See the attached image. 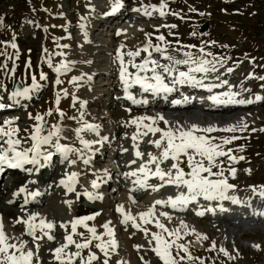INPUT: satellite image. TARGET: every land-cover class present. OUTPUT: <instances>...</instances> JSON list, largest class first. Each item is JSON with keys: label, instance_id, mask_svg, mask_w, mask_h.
<instances>
[{"label": "rangeland", "instance_id": "obj_1", "mask_svg": "<svg viewBox=\"0 0 264 264\" xmlns=\"http://www.w3.org/2000/svg\"><path fill=\"white\" fill-rule=\"evenodd\" d=\"M160 3L161 0H124V2H122L123 6L120 8L121 17H118L112 22L108 21L106 24L98 22V26L95 24V26L91 28L92 34L90 33V35L93 36V32L95 31L94 28L98 29L101 26V28H103L102 36L108 43V45H106L108 55L103 53L102 56H107L103 62L107 63L104 65V69L108 74V79L106 78L104 82L107 84L114 82L113 86L116 85L115 80L117 76L114 73L120 70V63L116 58L118 48L123 53L135 51L137 48L142 47L149 38L153 45L161 44V46H164L161 41L157 40V37L160 35L165 37V41L170 42V49L195 45L196 47L190 50L197 55H200L199 48L203 47L206 53L212 54L211 56H207V59L213 60L223 58L222 65L218 64L217 68L222 71L221 73H227V69L232 68L233 71L231 73L234 72L239 75L233 84H239L247 80L249 82L245 89L248 90V88L253 87L254 84L256 86L248 91V93H245L246 97L248 96V98L253 100L250 110L241 113V118L245 117V120H241H243L244 123H248L249 127L243 130V134L239 133L236 135L241 137L240 139L232 141L231 144L224 146L225 150L227 148H232L233 155L237 157L243 156L244 159L230 162L227 157H220L217 163L222 161L221 166L225 171L228 182L236 185L235 190L230 194L235 195L242 201L250 202L251 209L264 211V200H262L259 195H254L249 188L250 185H264V131H261V129H264V80L260 79V77H264V0H166L168 6L165 10L166 15L160 16L157 11L146 19H140L139 16L137 19H130L132 15L138 14V12L133 9L141 5L159 6ZM111 6L112 0H0V17H3V25L0 26V83L6 85L8 91H11L16 87L17 82H20L21 86L30 84L33 74L37 76V79H39L40 72H44L47 76L46 80L40 81L42 87L34 92L31 98L21 100L19 104L7 100L6 92H0V95L4 96V102L12 104V107L0 109V124L5 120H14L16 126L20 129L18 135L23 138L28 134L25 129L30 132L33 123V121L29 119L28 114L31 113L34 116L36 113L46 112L49 108L54 110L59 108L63 111L65 115L62 122L65 125L71 121H74L73 123L75 124L79 122L78 119H68V117L78 118L80 115L78 103L73 105L72 95L75 94L78 97L80 96V100H82L83 97L90 100L89 96L91 94L92 85L90 83L88 84L86 80L79 82V88L73 83H69L72 77L78 76L80 73L77 69L78 63L75 62L72 68L75 66L76 68L71 69L69 72L59 74L62 83L56 85L54 81L57 78V73L48 66L45 60L47 57H51V61L54 65L62 61L73 60L74 58L70 54L78 53L81 47L80 45L84 43V38L81 35L85 26L82 29L81 24L85 25L84 23L89 21V19L93 20V18L99 17L100 13H102L101 16H104L107 10H111ZM190 8L195 9V11H190ZM150 9L151 8H149V10ZM173 12L178 13V15H172L171 13ZM201 13H203V15H201ZM82 17L86 19H81ZM107 17L108 15L105 16V18ZM203 22L208 23V27L204 32L200 33L198 28ZM164 25H176V27L170 28L164 27ZM106 26L108 27L106 28ZM118 31L120 34H117ZM146 33L149 34L147 38L145 36ZM193 33L195 34L193 35ZM93 39H95V37ZM177 40L180 42L179 45L176 44ZM13 43L16 44L15 49L11 47ZM57 44L67 45V47L58 48ZM132 46L134 49L131 48ZM249 46H252V48H249ZM44 49H47V55H45ZM57 52H63L65 55H54V53ZM141 54H144L141 59L147 55V53L143 52ZM171 54L177 58H183L182 52L171 51ZM159 56L158 53L153 52V58ZM26 62L31 63V68L26 67ZM5 65L7 70L4 67ZM13 65H15V70L11 71ZM182 70H184V67ZM249 73L253 74L251 78H249ZM241 77H243V79H241ZM106 88L107 87L104 88V91ZM61 89L66 90L68 95L65 96L63 92H61ZM58 92L60 93V103L57 105L54 103V100ZM257 95L262 97L258 102L254 101ZM108 100L109 97L106 96L104 92L100 94V98L98 99L99 106H101L98 108L99 113L105 116H110L113 108V106L106 103ZM91 102L97 105V102ZM146 111H155V109L148 108ZM93 114L94 117L86 115L85 119L89 122H93L95 116H97L94 112ZM138 114L143 116L145 111H140ZM195 114L196 111L188 109L175 111L170 115L171 123L176 124L178 122L184 127H188L191 124H197L201 127L214 124L216 126L219 124L225 125L217 119L214 121L210 119L201 120L200 116L199 119H186V116ZM56 118L55 115L47 117L49 124L55 122ZM131 119L132 117L120 114L116 120L112 119L113 122L109 129H115V125H124L125 121ZM160 123H162L161 128H164L165 125L163 122ZM123 129L124 128H121V130ZM253 129H255V131H252ZM128 130L130 132V129ZM69 133H72V131H67L65 134L69 136ZM125 133L126 131L118 134L116 137L118 139H125ZM84 135L86 139L98 140V138L91 133H85ZM232 135H235V133L230 132V134L226 136L216 132L212 136L222 138L231 137ZM72 137H74V134ZM141 139L144 141L141 145L144 149H147L146 146L149 145L148 141L152 140L151 134ZM71 141L74 140L70 139L65 142ZM216 142L219 143V139ZM25 145L27 147L30 146L25 143L23 147H26ZM240 146H243L242 150ZM152 149L157 148L154 146ZM147 151H150V149ZM156 151L160 152L158 149ZM106 161L108 160L104 162L108 163ZM168 162L166 167L171 166L172 161L168 160ZM97 163L105 166L111 164V162H109V164H104L102 159L97 161ZM78 165L82 166V161H78ZM139 166L140 165H138V167ZM230 167L236 169L235 178L228 174V169ZM246 169H250V171H246ZM95 170L96 169H91L90 167L87 168V171L90 172H94ZM217 170V168H213L214 172ZM187 171L189 170L187 169ZM9 178L10 177L6 179L5 183ZM18 186L19 184L15 185L14 188ZM12 188L13 186H11L9 190ZM14 190L15 189L12 191ZM180 191H184V189L181 188ZM2 193L3 192L0 191V196H4ZM18 199H21V197H18ZM158 199L166 200V198ZM203 200L202 197H200L197 202L188 205L186 208L188 212L180 215L181 217L183 216L182 218L178 217L180 219L179 222L172 221L171 223H164L165 227L169 230L179 229L178 235H181V239L178 243L184 244L188 248L191 257H193L191 260L186 259L184 261H180L179 257H176L178 264H201V261H203V264H264V216L254 215V218L258 219V222L253 224L255 227L253 228L255 235L251 236V239L254 238L252 239L254 244H247L246 240L240 236V232L234 230L231 223L228 225L227 222L215 217L212 219L205 215L201 217L193 215L196 213V208L200 209L201 207L205 208L207 206L204 204ZM0 201L3 202V199L1 198ZM227 201L229 200L217 201L214 205L215 210L219 211V205L225 204ZM117 205H120V201L112 206L114 211H116ZM136 205L137 206L132 207L135 211V213L132 212V214L135 215L136 213L146 210L144 202H137ZM124 207L127 211L131 208L128 206ZM6 208V213L9 214V217H6L4 221L6 223L11 222L13 225L21 227L22 232H17V234L24 235L25 239L30 242L31 237L23 233V224H15L13 222L18 217L21 210L16 212L14 207H8V204H6ZM156 209L158 210V208ZM235 209L239 211L240 207L237 205ZM58 210H60V214L63 213V209L60 207H58ZM166 210L168 211V209ZM48 211L49 209L45 210L41 208V214L44 218L46 216L45 212L48 213ZM216 211L214 213H217ZM245 212H248V210H245L244 214ZM28 213H32L31 210L26 211V213L24 212L25 215ZM160 213L161 212H158L156 215L160 216ZM114 215L115 214H113V216ZM53 217H58V214H54ZM173 217L175 218L176 216ZM120 221L121 217L120 220H117L119 227L122 225ZM181 222H183V225ZM86 223H89L90 226H95L98 233L104 232L101 225L97 224L96 217L94 220H89ZM169 224L172 226H169ZM253 225H251V227H253ZM193 226L205 228V230L200 231L198 227V244L193 243L194 240H196V234L188 232ZM255 229H259V231ZM160 231L165 238L175 239V237H169L167 232H163L161 229ZM80 232H84L85 235H88L86 229L83 227L80 229ZM9 233L14 232L10 230ZM57 234H61V232H56V235ZM56 235L55 239L51 242H48L46 238L40 242V264H58V262L53 259L52 250L64 243V238L61 240L60 236L56 237ZM204 236H206L207 239H204ZM213 242H215V247H212ZM254 245H258L259 247H254ZM29 247H33L35 250L34 245L31 243H29ZM221 247L225 248L235 259H229L221 253L219 251ZM93 249L96 248L93 246L91 250ZM131 250L132 252L138 251L136 253L133 252L137 264H163V261L160 259H155V261L152 262L146 261L140 251L132 245ZM68 251H76L75 246L69 245ZM93 251L97 252V254L102 257L98 249ZM176 251L178 250L174 247V256ZM87 252V249L83 250L82 255L87 256ZM185 255L183 251H180V256ZM115 256L116 253L111 254L112 261H110V264H116ZM141 257H143V259H141ZM75 264H79V259L75 261Z\"/></svg>", "mask_w": 264, "mask_h": 264}, {"label": "snow or ice", "instance_id": "obj_2", "mask_svg": "<svg viewBox=\"0 0 264 264\" xmlns=\"http://www.w3.org/2000/svg\"><path fill=\"white\" fill-rule=\"evenodd\" d=\"M122 0H112L111 13L117 12L122 7ZM166 0H161L159 6L141 5L133 9L137 12H142L143 15L151 17L154 12H159L160 16L166 15L167 9ZM151 8V10H149ZM190 11L195 9L190 8ZM111 13H105L106 15ZM172 15H178V13H171ZM203 15V13H201ZM81 19H86L82 17ZM3 25V17H0V26ZM164 27L174 28L176 25H164ZM81 28L84 25L81 24ZM117 34H120L119 31ZM172 34V33H170ZM195 33H193L194 35ZM146 38L149 34H145ZM157 40L161 41V44L153 45L151 39H147L146 43L137 48L135 51H129L127 53L121 52L117 49L116 58L120 63L119 79L123 86L125 98L130 100L134 105L147 104L146 99H137L130 89L138 85L139 89L143 93H151L153 96H164L167 98V94L176 90L178 86L189 85L198 88H206L211 92L214 88H220L223 85H228L227 80H223L220 83L206 84L205 80L208 78L209 73H215L217 71V65L223 63L221 59H207V56H211V53H206L203 47L199 48L200 55L195 54L190 49L195 48V45H188L182 47H176L170 49V42L165 41V37L160 35ZM179 41L176 44L179 45ZM214 43V42H212ZM12 48H16V44L11 45ZM58 48L67 47V45H59ZM188 49V50H185ZM171 51L182 52L183 58H177L171 54ZM45 55H47V49H44ZM147 53L139 63L135 62V58L139 57L141 53ZM153 52L158 53L167 63H161L160 60L153 58ZM54 55H65L63 52L54 53ZM129 57L128 61L124 60V56ZM45 62L50 68L57 73V78L54 83L59 85L62 83L59 78V74L71 71L73 66L72 61H62L58 64H53L51 57H47ZM135 69L134 72L128 71V66ZM180 66H184V70ZM6 69V65L4 66ZM26 67L31 68V63L26 62ZM7 70V69H6ZM15 70V65L13 69ZM228 72H232V68L227 69ZM201 74L199 77L196 74ZM252 73H249V78L252 77ZM47 79L44 72L39 73V79L35 74L31 77V83L26 86L17 85L13 90L8 91L6 85L0 83V92L7 93V100L19 104L21 100L31 98V95L38 91L42 85L40 81ZM90 81L91 76L85 77L74 76L69 81L73 83L77 88L80 87V81ZM264 80V77H260ZM228 91H223L207 97L214 104L228 105V104H250L253 100L237 99L240 94L231 90V85H228ZM247 91V89H245ZM61 92L65 96L68 95L67 91L61 89ZM262 97L257 95L255 100H261ZM73 105L79 104V117H68V119H78L79 126L74 129H68L62 122L64 119V113L59 108L55 110L49 108L46 112L36 113L34 116L29 113V119L33 121L31 125V131L27 129V136L21 138L18 133L20 129L16 126L14 120H5L0 124V172H3L5 168L20 169L26 172L39 171L40 169L48 166L57 155L59 156L60 163H67L68 165H75L78 161H82L85 165L91 163V153L96 151L92 148L93 144H98L102 140H106L107 137H100V140H89L85 138V133H94L97 136L100 135V125L89 122L85 119L86 111L85 106L87 101L80 100L75 94L72 95ZM54 103L57 105L60 103V93L55 95ZM174 105L180 104L181 100H174ZM12 107V104L4 102V96L0 95V109ZM131 111V109H127ZM56 116L55 122L49 124L47 117ZM157 121L163 122L164 128L158 126ZM125 124H134L137 127V132L133 134L132 139L134 141V155L137 158H142L145 154L139 150L138 144L135 142L142 137H146L149 134L156 136L159 133L158 139L149 140L148 143L154 145L160 150L159 156H156L149 152L148 159L140 164L136 169L123 173L126 178L132 179L133 185L140 189L152 188L156 191L159 188L165 186H174L176 189H185L184 191H178L177 194L169 196L166 200L157 199L154 203L143 212L132 214L130 210L126 211L123 205H117L116 211L121 215V223L125 226L131 225L132 228L143 231L146 235L148 229L142 227L149 223H155L156 227L163 232H167L169 237H175V239L165 238L160 232H152L149 240V244L155 241L152 250L156 256L163 261V264H178L176 257H179L180 261L191 260L193 257L189 254L188 248L178 243L181 237L178 235L179 229L169 230L165 227L159 219L155 217V208L157 205H167L172 209L184 210L193 202H197L198 198L202 197L206 201H224L229 200L233 204L246 205L251 207L250 202L240 200L235 195L230 194L235 190L236 185L228 182V178L225 175L222 161L217 163L218 158L227 157L230 162H236L237 160H243V156L237 157L233 155V149L224 146L229 145L232 141L240 139L241 137L232 135L231 137L217 138L207 134L215 131L236 132L243 131L248 126L241 120L238 125H228L224 128H217L214 125L201 127L197 124H191L188 127L180 125L178 122L172 124L162 114L157 113L156 116H140L134 117L129 121H125ZM72 131L75 137L74 141H69L70 138L65 133ZM252 131H255L253 129ZM264 131V129H261ZM219 139V143L216 141ZM79 142V147L75 146V142ZM25 143L30 146L23 147ZM241 150L243 146H240ZM123 151H127L124 149ZM75 157V158H73ZM187 158V167L189 171L180 167L181 159ZM171 160V166L164 169L161 165L163 162ZM135 164L136 160L129 162ZM28 165L34 167H26ZM154 165V169L150 166ZM213 168H217V171H213ZM250 171V169H246ZM206 173V175H205ZM95 178L90 181L91 191L85 189L83 192H77L76 185L78 183V177L80 173L76 171H65L63 176L58 181V184L66 190L67 193H76L77 200L81 196L86 197L89 201H95L102 199V196L96 191L105 178L108 177L109 172L107 169L99 170L93 173ZM228 174L235 178L236 169L230 167ZM151 177L158 178L161 182L159 185H151L148 183ZM35 183V181H31ZM254 195L264 200V185L261 186H249ZM131 191V190H130ZM20 193H25L23 201L24 205H27L30 200H35L40 195L39 191H29L26 186H21L17 192L13 193L14 196ZM129 199L135 203V200L130 196ZM7 203H13L12 200ZM65 204L71 207L72 201L65 200ZM222 211H227L222 205H219ZM21 211L27 210L21 206ZM204 211L215 210L211 207L196 212L197 215L203 216ZM254 215L264 216V211H258L253 209ZM100 213H94L93 215L75 217L71 221L61 222L59 227L65 229L64 243L52 250L53 259L58 264H75V261L79 259V264H110L111 254L117 249V242L115 240L114 230L111 226V221H106L102 228L104 232L98 233L95 226H89L86 221L94 220ZM161 216L168 217L169 213L161 212ZM139 218V222H138ZM15 224H23V233L31 237V241L22 239L21 237L9 235L6 233L3 223L0 222V264H40L39 249L40 242L45 238L49 241L54 240L55 236L52 234L57 225L46 220L39 213H28L26 216L17 217L14 221ZM183 225V222H181ZM70 226L71 231H67ZM78 226H82L86 229L88 235L84 232H78ZM186 227V226H185ZM193 231H195L193 229ZM187 234V233H185ZM75 236L81 237L79 241L74 239ZM207 239L206 236L203 237ZM29 243L34 245L29 247ZM69 245H74L76 251H68ZM99 250L102 257L97 252L92 251V247ZM136 248L142 247L141 245H134ZM177 249L175 256L173 255V248ZM212 247H215L213 242ZM254 247H259L254 245ZM87 249V256L82 255L83 250ZM180 251H183L186 255L180 256ZM229 259H235L228 251L221 247L219 249ZM143 259V257H141ZM117 264H127V262L117 261ZM203 264V261H201Z\"/></svg>", "mask_w": 264, "mask_h": 264}, {"label": "bare ground", "instance_id": "obj_3", "mask_svg": "<svg viewBox=\"0 0 264 264\" xmlns=\"http://www.w3.org/2000/svg\"><path fill=\"white\" fill-rule=\"evenodd\" d=\"M122 2H124V0H122ZM138 14H139L140 19H146V18H148V17H145V15H142L140 12ZM100 16H101V14L99 15V17L97 16L96 18H93V20H90L89 19V21H87L88 22V25H87V22L84 23L85 24L84 25L85 28H84V31H83V33L81 35L84 38V41H83L84 43L82 45H80L81 47H80L78 53H75V54L74 53H71L70 54L74 58L71 61H73L75 63H78L77 69L80 71V73H79L78 76H81L82 74H84L85 77L91 76V80L90 81H87L85 79L88 82V84L89 83L90 84H93V83L96 84L95 82H98V80L101 77H103V75H105V73H106L105 72V69H104V65L107 64V63H105L103 61L105 60V58H107V56L102 57L103 56V50H106V46H103V44H102V42L104 40V37L102 36V30H103V28L99 27L98 29H95V31L93 32V36L90 35L91 28L96 24L97 21H99L101 23H104V20L101 19L102 17H100ZM94 37H95V39H93ZM131 48L134 49L133 46ZM142 55H144V54H141L139 57H136L135 58V62L139 63L140 62L139 60H141V58L143 57ZM128 59H129V57H127L125 55L124 56V60L127 62ZM154 59L160 60L161 63H167V61H165L161 56L156 57ZM180 67L182 69L184 66H180ZM73 68H76V66L73 67ZM73 68H71V69H73ZM128 71L129 72H134L135 69L131 68V66L129 65L128 66ZM221 72L222 71L219 68H217V71L215 73H209L208 74V80H210V81H219L221 79H224V80H227L228 81V84H233L235 82V79L237 78V76H239L237 73H234V72L233 73H231V72L221 73ZM87 82H86V84H87ZM248 82L249 81L246 80L243 83V87L238 90V92L240 94L248 93V91L252 90V88H254V86H256L254 84L253 87L250 90L245 91V88H246L245 85H247ZM187 87H189V85H187ZM235 87L236 86H234L233 89H235ZM190 88L192 89L193 86H190ZM92 90H94V89L91 88V91ZM79 98H80V96H79ZM82 100L87 101L86 106H85L86 115H91V116L94 117L93 112L95 110L96 104L94 105L93 104L94 102H91L90 100L86 99V97L85 98L83 97ZM183 100L186 101L185 102L186 103L185 104V107L186 108H198L197 105H195V103L190 98H186L185 97V98H183ZM254 101L258 102L260 100L257 101V100L254 99ZM252 104L249 105V106H247L246 108L250 109L251 106H252ZM137 105L139 106V104H137ZM235 105L238 106V104H235ZM78 106H79V104H78ZM139 107H141V106H139ZM73 122L72 121L71 122H68V123H66L65 126L68 129H74L75 127L79 126V122H76V124L73 123ZM112 122H113V120L111 118H104V117H101L100 115L95 116L94 121H93V123L99 124L102 127H104V129L102 127H100V129H99V132H100L99 137H101V136L107 137L106 141H110L117 132L122 131L121 128H124V127L121 126L122 124L121 125L119 124V126H116L115 125V129H109L110 128V125L112 124ZM157 124H158L159 127H161L160 126L161 125L160 121H157ZM246 124L249 126L248 123H246ZM126 125H129V124H124L123 126H126ZM128 127H129L128 129H130V132H127V133L130 134L129 137H128V139H129V138H132L133 134L137 132V127L134 124L132 126H128ZM159 135L160 134L157 133L156 136L155 137L153 136V137L155 139H158L159 138ZM72 140H75V139H72ZM103 141H105V140H103ZM135 143L137 144V142H135ZM98 144H103V143H98ZM106 144H107V142H106ZM133 144L131 145V148L132 149H133ZM75 146H79V142L78 141L75 142ZM103 147H104V145L101 146V149H103ZM92 148H93V146H92ZM93 149H98V148H93ZM99 151H101V150L99 149ZM131 154H132V151H131ZM93 156L94 157H97L96 160L100 159L99 158L100 153L97 150L91 153V157H93ZM73 158H75V157H73ZM186 162H187V158L186 157H185V159H183L180 162V167H182L185 170V172L188 169L187 168V165H186ZM48 166H47V169L48 170H51V172H54L57 169V172H58L57 178L58 179H60L63 176V174L65 172V169H66L65 168V166H66L65 163L59 164L56 168H54L55 166L52 163H50ZM74 167H77V165L75 164ZM137 168H138V166H137ZM43 170H44V168H43ZM66 171H76V172H79V170H77V168H72L71 170H66ZM205 175H206V173H205ZM34 177L40 179L42 177V175L38 173V174L34 175ZM18 178L19 179L17 181V184H19V186L17 187L16 190L11 191L10 192L11 195L9 196V199H12L13 200V204L12 205L14 206V209L15 208H20V210H21V206L20 205H22L23 202L20 201V200H22V199L25 198V195L23 197H21V199H18V197H20V194L19 195H16V196L13 195V193L17 192V190L20 188V186H26L29 191H35V189H38L40 191L41 195L44 196V199H43L42 203L46 200V203L45 204L55 205L57 207H60L61 206V205L57 204V201L64 203L63 202V198L64 197H66V198L69 197L66 194V190L64 188H62V187H59L58 185H57V190L56 191L59 192V193L62 192V194H63L64 197L62 195L57 194V193H54L53 195H51L49 193V191H46L47 190V187L38 188V187L33 186V184L30 183L29 180L27 179L28 178L27 173H23L22 172V174ZM94 178H95V176H93L91 174L88 175V177H86V183L87 184H85V185H87L88 187L91 188L90 181L92 179H94ZM87 179H88V181H87ZM0 181H2V179ZM113 187H115V186H113ZM45 192H46V195H48L47 199H46V196H45ZM77 192H80V191H77ZM73 195H75V194H73ZM145 200H148V201H151L152 202L153 201V198L152 197H145L143 201H145ZM6 204H9V203L5 202L4 200H3V202L0 201V222L3 223V226H4V229H5L6 233H8L9 235L21 237L22 239L26 240L24 235H21V234L18 235L17 234V232H19V233L22 232L21 227L15 226L11 222L10 223H6L4 221V219L6 217L7 218L9 217V214L6 213V209H7L6 208ZM45 204L42 205V208H43V206ZM8 207H11V206H8ZM23 207H24V205H23ZM98 207L99 208H104V210L102 212H100V215L99 216H96V222H97V224L101 225V227H102V225L106 221H111V226H112V228L114 230L115 240L117 242V249L114 252V253H116V256H115V258H116V264H117V261L127 262V264H137V262L135 260V257L133 255V252L136 253L138 251H133L132 252L131 245L132 246H134V245H141L142 246V247L137 248V249L145 257V260L146 261L152 262V261H155V259H159V257H157L156 254H155V252L152 250V248H153V246L155 244V241H152V243L149 244V240H150V237H151V233L152 232H160L161 233L160 229L156 227L155 223H149V224H146V225H142V227L148 229V234L146 235L143 231L138 230V229H135V228H132L130 224L127 225V226H125L124 224H122L120 222L123 225V227H122V225L119 227L118 226V223H117V219L115 220V217L113 216L112 212H110V209L109 208H106L104 205H99ZM149 207H146V210ZM166 209H168V211ZM226 209H227V211H216L217 213H213L212 211H204V214H209V213H210V215L213 214L211 216V218L213 219L214 216H219V217H225L226 218V216H229V215H231L233 213L239 212L235 208L233 209V213L231 212V210H229V208H226ZM66 210H68V209H66ZM195 210L197 212L200 209H195ZM203 210H205V208H203L201 211H203ZM240 210H241V208H240ZM91 212H94V210L93 209L92 210L89 209L88 211H86V209H82V208H80L77 205L74 209H72L69 212V215L68 216L70 218H73L77 214H87V213H91ZM158 212H167V213H169L170 218L164 217V216H161V215L160 216H157L156 213H158ZM63 213H64V208H63ZM48 214H49V211H48ZM248 214H249L248 212H245L244 215H248ZM40 215L42 216V214H40ZM88 215H91V214H87L86 216H88ZM180 215H183V211L182 210H175V209H172V208H165V207H162L161 208L160 207V210L159 209L157 210L155 208V217L154 218L159 219V221L164 224L165 222L171 223L172 221H178L179 222L180 219L178 217H180V218L183 217V216L181 217ZM173 216H176V217L174 218ZM197 216H199V215L196 214V217ZM247 217H250V216H247ZM221 219H224V218H221ZM138 222H139V219H138ZM169 226H172V225L169 224ZM198 227H199V230L200 231L201 230H205V228H203V227H200V226H198ZM198 227L197 226H195V227L193 226L191 228V230L188 231V232H192L193 234L194 233L196 234V240H194V242H193L194 244H198V234H199L198 233V231H199L198 230ZM193 229L195 231H193ZM10 230H12V232H14V233H9ZM192 233H190V234H192Z\"/></svg>", "mask_w": 264, "mask_h": 264}, {"label": "water", "instance_id": "obj_4", "mask_svg": "<svg viewBox=\"0 0 264 264\" xmlns=\"http://www.w3.org/2000/svg\"><path fill=\"white\" fill-rule=\"evenodd\" d=\"M205 28H206V24H203L199 30L202 32L205 30Z\"/></svg>", "mask_w": 264, "mask_h": 264}]
</instances>
